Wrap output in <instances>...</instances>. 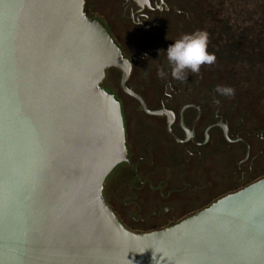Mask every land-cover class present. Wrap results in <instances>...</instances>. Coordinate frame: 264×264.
I'll list each match as a JSON object with an SVG mask.
<instances>
[{
  "label": "water",
  "instance_id": "obj_1",
  "mask_svg": "<svg viewBox=\"0 0 264 264\" xmlns=\"http://www.w3.org/2000/svg\"><path fill=\"white\" fill-rule=\"evenodd\" d=\"M85 1L0 0V264H264V179L162 230L119 221L104 185L132 164L106 70L146 105Z\"/></svg>",
  "mask_w": 264,
  "mask_h": 264
},
{
  "label": "flooded vegetation",
  "instance_id": "obj_2",
  "mask_svg": "<svg viewBox=\"0 0 264 264\" xmlns=\"http://www.w3.org/2000/svg\"><path fill=\"white\" fill-rule=\"evenodd\" d=\"M117 8L99 16L84 6L130 63L125 86L146 105L123 90L120 70H106L101 87L121 105L132 164L118 167L129 169L131 190L148 185L175 196L174 206L161 203L150 214L163 220L169 213L171 227L183 221L175 223L174 214L185 190L224 195L218 201L264 179V0H149L143 6L118 0ZM198 29L208 32V52L216 60L177 82L163 51ZM217 86L234 94L222 96Z\"/></svg>",
  "mask_w": 264,
  "mask_h": 264
},
{
  "label": "rangeland",
  "instance_id": "obj_3",
  "mask_svg": "<svg viewBox=\"0 0 264 264\" xmlns=\"http://www.w3.org/2000/svg\"><path fill=\"white\" fill-rule=\"evenodd\" d=\"M86 4L93 7L94 12L99 16H104V14L106 15V13L118 9V0H86ZM114 92L117 91L114 90ZM118 95L120 99L125 100L121 94ZM218 155L220 154H215V156ZM207 165L205 167H209ZM180 171L186 170L181 169ZM129 174L130 172L127 167L120 166L109 175L104 185V197L111 205L120 222L126 229L135 234H144L168 228L170 226L167 221L170 218L169 213H167V216L163 220L150 214L153 208L160 206L161 203L174 206L173 200L175 196L171 195L167 197L165 193L160 195L150 189L148 185H136L137 187L131 190L130 184L132 183V179H130ZM202 174L205 173L203 171L201 173L200 171L201 177L204 176ZM196 187L197 184L194 183L191 190ZM221 196L224 195L205 192L204 189L192 192L185 190L179 195V212L177 215L174 214L175 223H179L187 217L209 207Z\"/></svg>",
  "mask_w": 264,
  "mask_h": 264
},
{
  "label": "clouds",
  "instance_id": "obj_4",
  "mask_svg": "<svg viewBox=\"0 0 264 264\" xmlns=\"http://www.w3.org/2000/svg\"><path fill=\"white\" fill-rule=\"evenodd\" d=\"M209 34L205 30H195L192 33L182 34L166 51V59L171 69L173 80L184 83L189 73L198 74L202 65H213L216 57L208 52ZM157 76L164 79L166 73L163 69L157 71ZM216 92L222 96H231L234 89L217 86Z\"/></svg>",
  "mask_w": 264,
  "mask_h": 264
}]
</instances>
